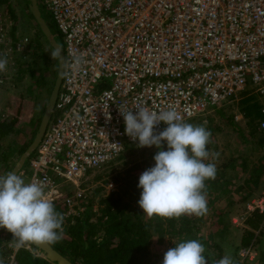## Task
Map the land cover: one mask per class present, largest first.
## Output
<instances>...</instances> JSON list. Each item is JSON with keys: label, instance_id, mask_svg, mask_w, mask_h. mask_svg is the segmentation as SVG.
Here are the masks:
<instances>
[{"label": "built area", "instance_id": "built-area-1", "mask_svg": "<svg viewBox=\"0 0 264 264\" xmlns=\"http://www.w3.org/2000/svg\"><path fill=\"white\" fill-rule=\"evenodd\" d=\"M37 3L63 43L54 110L28 165V182H42L52 202L64 197V186L137 145L125 134L120 109L135 114L136 105L156 112L174 107L187 121L235 101L238 121L243 94L259 104L256 130L264 139V0ZM13 25L0 0V59L7 61L0 87L14 75V58L28 41L11 34ZM8 118L0 105V122ZM165 127L160 122L155 130ZM65 201L70 207L72 199ZM248 212L260 216L253 234L264 236V173ZM254 247L255 241L241 247L240 256L251 257Z\"/></svg>", "mask_w": 264, "mask_h": 264}, {"label": "rangeland", "instance_id": "rangeland-1", "mask_svg": "<svg viewBox=\"0 0 264 264\" xmlns=\"http://www.w3.org/2000/svg\"><path fill=\"white\" fill-rule=\"evenodd\" d=\"M5 3L14 13L13 22L18 23L19 34L22 33L29 38L30 33L33 34L37 26L32 21V15L28 10L26 0H7ZM38 6L43 18L51 31L56 34L57 40L63 48L61 37L50 15L43 9L41 4L38 3ZM9 12L11 13V11ZM26 83V79H14L11 83L9 80L5 83L2 82L3 86L0 87V105L7 110L9 118L19 108L18 126L30 118L27 123L28 127L23 128L25 132H28L27 136H29L35 119L32 116L30 117V115L28 118L31 104L28 103V96L24 95ZM41 95L43 93L39 92L36 97L41 99ZM21 98H24V104H21ZM252 102L253 97L243 96V94L242 98L238 99L239 111L243 115L238 121L235 118L237 107L235 101L185 121L193 125L205 126L211 132V142L207 146L208 150L212 153H219L218 158L215 160L211 156L209 158V162H214L217 166L216 177L211 180L212 182L215 181V187L210 188L212 190L211 196L205 191L206 202L208 200L210 202L212 200V202L210 208H207V213L201 217V220L196 221L198 224L197 237L205 241L203 245L205 249L217 256L221 255L220 259L225 255H229L233 264H264V236L253 235L250 238L249 233L255 229H251L253 227L243 222L247 216V203L257 196L262 189L264 173V154L262 156L263 161L259 160L260 155L264 153V148L261 149L263 144L258 143L259 133L255 126L252 127L247 122L248 120L242 111V107L246 103L251 104ZM230 120L234 123V127ZM166 148L167 146L164 144L162 150H166ZM156 152L157 148L155 146L138 147L137 145H132L116 161L87 173L77 185L64 186L61 189L63 196L72 199L69 209L74 211L80 207V204H85L90 200L91 202L88 204H91L95 211L98 207V200L101 197L117 190L118 183L115 180L117 172H123L134 164H141L146 169L154 166L153 156ZM15 162L9 161L10 167H13ZM4 170V166L0 164V175H5L9 172ZM27 171H29L28 166L27 169H22L18 174L26 183L29 179ZM137 174H140V172ZM108 182L113 183L112 188L107 186ZM205 182L209 183V180ZM77 193L80 194L79 197ZM76 198H80V200H76ZM210 209H212L211 212ZM235 218L237 222H233ZM0 231L6 239L4 244L12 250L8 256L1 257L0 260H3V264H11L13 260L11 256L17 251L15 240L7 239V234L11 233L6 229L0 228ZM199 238L195 240L200 242ZM177 240L176 235L171 236L166 232L153 233L148 252L141 257L140 264H162L164 253L179 243ZM253 241H255L254 250L252 249L255 251L254 254L247 258L241 257L240 249L243 247L241 243L245 244ZM27 249L38 254L30 245Z\"/></svg>", "mask_w": 264, "mask_h": 264}, {"label": "trees", "instance_id": "trees-1", "mask_svg": "<svg viewBox=\"0 0 264 264\" xmlns=\"http://www.w3.org/2000/svg\"><path fill=\"white\" fill-rule=\"evenodd\" d=\"M6 1L2 0V3L9 9ZM9 11H11L12 17H15L13 11L11 9ZM32 21L36 24L33 16ZM18 29V23L14 22L11 34L27 37L22 33L19 34ZM27 40L24 44V52L18 53L14 58L15 73L9 77V81L11 83L14 79L27 80L24 95L28 96V103L31 104L28 118L30 115L35 120L29 136L23 128L28 127L27 123L30 118L18 126L19 108L14 111L11 118L0 122V164L4 166L5 172L12 168L9 161L15 162L31 143L57 74V58L53 56L54 50L38 26L37 29L35 27L33 34L30 33ZM39 92L43 93L41 99L36 97ZM20 102L24 104V98H21ZM258 110L259 104L254 97L251 104L246 103L242 107L247 122L255 128ZM231 123L234 127V123ZM258 143L263 144L261 145V149H263L264 139L260 135ZM131 146H127L124 151ZM263 154L260 155L259 160L263 161ZM33 155L34 153L28 158L23 169H27ZM144 170L146 168L141 164H134L123 172H117L115 175V180L118 183L117 190L101 197L95 211L91 207L92 205L88 204L91 202L90 200L85 204H80V207L72 212H69L65 196L59 201L53 202L55 210L63 214L64 222L62 238L57 243L51 244L52 247L74 264H140L141 257L148 252L153 233L162 231L171 236L176 235L177 242L199 238L197 237L198 224L196 221L201 220L202 216L182 215L179 218L154 216L151 219L146 217L138 205L141 189L137 187L139 176ZM139 172L140 174H137ZM27 175H29V171H27ZM205 184L204 191H207V194L211 196L210 188L215 187V181L209 180V183L205 182ZM76 200H80V198H76ZM207 202V208H210L212 200ZM246 215L243 222L253 227L251 229H256L260 222V216L254 212H248ZM253 235V231L249 233L250 238ZM7 239H13L12 235L7 234ZM5 240L0 231V258L8 256L12 251L4 244ZM199 240L202 245L205 244L202 238ZM248 242L245 244L242 242L241 245L246 246L249 244ZM203 255L208 264H216L221 257L207 249ZM12 262V264H53L25 247L15 251Z\"/></svg>", "mask_w": 264, "mask_h": 264}, {"label": "clouds", "instance_id": "clouds-1", "mask_svg": "<svg viewBox=\"0 0 264 264\" xmlns=\"http://www.w3.org/2000/svg\"><path fill=\"white\" fill-rule=\"evenodd\" d=\"M50 28V27H49ZM59 51L53 53L58 56ZM0 59V72L6 68ZM121 110L124 131L138 147L157 148L154 166L144 170L138 179L141 189L138 205L147 218L201 217L208 211L205 181L216 177L217 166L209 162L218 158L207 145L211 132L203 125L185 122L174 107L156 112L136 105ZM166 127L157 132L156 126ZM166 144V150H162ZM64 216L45 197L42 182H25L16 174L0 175V228L6 229L19 250L26 245H51L62 238ZM204 246L195 239L175 244L163 255L162 264H208ZM3 264V260H0ZM217 264H233L225 255Z\"/></svg>", "mask_w": 264, "mask_h": 264}, {"label": "water", "instance_id": "water-1", "mask_svg": "<svg viewBox=\"0 0 264 264\" xmlns=\"http://www.w3.org/2000/svg\"><path fill=\"white\" fill-rule=\"evenodd\" d=\"M27 7L30 12V14L33 16L37 26L39 27L42 35L47 40V42L50 44V46L53 48L54 52L57 50L59 51V55L56 56L57 58V74L55 77V81L53 84V87L51 89L50 95L48 97V100L45 104L43 114L41 116L39 125L37 127V130L34 134V137L31 141V143L27 146V148L24 150V152L18 157L16 160L14 166L11 168V170L8 173L16 174L18 175L19 172L23 169L24 165L26 164L28 158L33 154V152L36 150L43 133L46 129V126L52 116L55 101L57 98L61 78H62V70H63V50L60 46L56 34L51 31L49 28L47 22L43 18L39 6L37 3V0H26ZM37 252L47 261L53 263V264H74L72 261H70L68 258L61 255L58 251H56L52 245H41L37 246L35 244L31 245Z\"/></svg>", "mask_w": 264, "mask_h": 264}, {"label": "crops", "instance_id": "crops-1", "mask_svg": "<svg viewBox=\"0 0 264 264\" xmlns=\"http://www.w3.org/2000/svg\"><path fill=\"white\" fill-rule=\"evenodd\" d=\"M35 253V252H34ZM37 256H39V257H42V256H40V254H37V253H35ZM14 256V255H13ZM13 262H11V264H12Z\"/></svg>", "mask_w": 264, "mask_h": 264}]
</instances>
